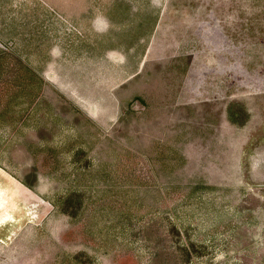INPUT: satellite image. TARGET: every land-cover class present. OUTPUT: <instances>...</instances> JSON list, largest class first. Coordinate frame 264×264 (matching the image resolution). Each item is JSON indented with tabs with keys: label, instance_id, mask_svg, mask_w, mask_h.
<instances>
[{
	"label": "rangeland",
	"instance_id": "374dc122",
	"mask_svg": "<svg viewBox=\"0 0 264 264\" xmlns=\"http://www.w3.org/2000/svg\"><path fill=\"white\" fill-rule=\"evenodd\" d=\"M0 264H264V0H0Z\"/></svg>",
	"mask_w": 264,
	"mask_h": 264
}]
</instances>
